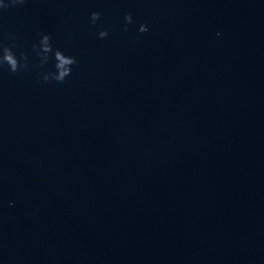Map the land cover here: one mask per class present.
Listing matches in <instances>:
<instances>
[{"label":"water","instance_id":"water-1","mask_svg":"<svg viewBox=\"0 0 264 264\" xmlns=\"http://www.w3.org/2000/svg\"><path fill=\"white\" fill-rule=\"evenodd\" d=\"M41 34L78 61L62 84ZM13 38L0 264H264V0H26Z\"/></svg>","mask_w":264,"mask_h":264},{"label":"clouds","instance_id":"clouds-1","mask_svg":"<svg viewBox=\"0 0 264 264\" xmlns=\"http://www.w3.org/2000/svg\"><path fill=\"white\" fill-rule=\"evenodd\" d=\"M26 0H0V14L8 10L10 7H16L23 5ZM101 19V13L99 11H93L90 13L89 21L90 25L95 28L97 21ZM133 23V16L131 13H126L124 16V31H128V25ZM148 26L146 24H140L138 27L139 33L148 32ZM109 35L106 28H101L97 33L98 39H105ZM219 35V33H217ZM15 38L11 46L0 42V69L7 66V70L10 74L15 75L21 71H29V56L25 52H20L19 56L13 51L16 48ZM32 51L35 53L39 60V67L44 69L50 60L55 61L54 70L41 71L39 73V79L44 83H51L55 81L57 83H64L67 77L72 74L73 66L78 63L74 56L65 55L63 51L58 48H54L52 44V38L48 34H41L39 43L32 45ZM39 82V81H38ZM11 203V202H10Z\"/></svg>","mask_w":264,"mask_h":264}]
</instances>
